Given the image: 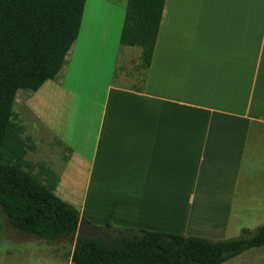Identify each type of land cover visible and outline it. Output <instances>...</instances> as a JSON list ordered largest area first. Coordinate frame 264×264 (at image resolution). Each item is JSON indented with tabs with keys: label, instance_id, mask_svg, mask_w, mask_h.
Returning <instances> with one entry per match:
<instances>
[{
	"label": "crops",
	"instance_id": "crops-1",
	"mask_svg": "<svg viewBox=\"0 0 264 264\" xmlns=\"http://www.w3.org/2000/svg\"><path fill=\"white\" fill-rule=\"evenodd\" d=\"M111 3L115 25L83 27L86 0L54 79L17 91L40 153H59L24 160L96 226L226 240L264 225V0H164L144 67ZM221 264H264V245Z\"/></svg>",
	"mask_w": 264,
	"mask_h": 264
},
{
	"label": "trees",
	"instance_id": "trees-1",
	"mask_svg": "<svg viewBox=\"0 0 264 264\" xmlns=\"http://www.w3.org/2000/svg\"><path fill=\"white\" fill-rule=\"evenodd\" d=\"M85 1L0 0V208L9 224L47 244L75 237L71 264H221L263 246L264 225L226 240L115 228L109 221L93 225L55 195L57 177L51 171L40 180L24 170L32 166L24 160L26 147L18 137H13L10 157H2L17 91L35 92L54 79L79 33ZM148 1L155 22L150 57L164 0ZM130 7L132 0L120 34L126 46L135 43L126 37Z\"/></svg>",
	"mask_w": 264,
	"mask_h": 264
},
{
	"label": "rangeland",
	"instance_id": "rangeland-1",
	"mask_svg": "<svg viewBox=\"0 0 264 264\" xmlns=\"http://www.w3.org/2000/svg\"><path fill=\"white\" fill-rule=\"evenodd\" d=\"M100 1L101 2L97 0H88L85 13L86 21V17L88 16L87 26L90 25V16L92 17L96 14L104 16L108 20L107 25H115L113 16L110 15L108 11L114 13V9L117 10V8L116 6H110L112 5L111 2L115 3L117 6H123V8L125 7L126 9L130 0ZM154 25V7L150 5L149 1L132 0V7L128 10L125 25L126 33L128 34L126 37L135 41L132 47L138 49L139 59L143 67L147 64L149 51L152 46ZM20 118L19 115L14 112V116L11 118L7 141L5 135L3 142L4 144L6 142V146L2 151V157L4 159L10 157L11 147L14 145L13 137H18L22 141V147H27L28 151H32L31 155H27V159L31 161H33V157H37L38 159L41 157L45 158L47 153H51L53 156H59V153H57L54 148L55 144L49 146L47 151L41 154V146L36 144V141L29 135L30 123L26 121L27 118L25 120ZM29 156L31 157L29 158ZM36 163L37 164H34L31 168L28 169L26 167L24 170L29 171L33 175L38 174L37 177L40 180H45L46 169L42 167L39 162ZM259 226L261 225L245 229L253 230ZM74 243L75 237H67L58 243L47 244L31 235L18 232L9 224L5 214L0 208V264H67V257L70 256Z\"/></svg>",
	"mask_w": 264,
	"mask_h": 264
},
{
	"label": "bare ground",
	"instance_id": "bare-ground-1",
	"mask_svg": "<svg viewBox=\"0 0 264 264\" xmlns=\"http://www.w3.org/2000/svg\"><path fill=\"white\" fill-rule=\"evenodd\" d=\"M87 16V15H86ZM88 17V16H87ZM86 17V19H87V21L84 19V22H83V27L84 26H87V24H88V18Z\"/></svg>",
	"mask_w": 264,
	"mask_h": 264
}]
</instances>
